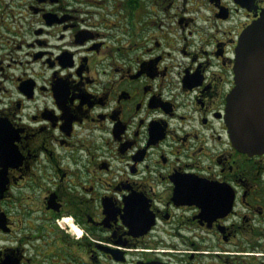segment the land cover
Wrapping results in <instances>:
<instances>
[{
  "label": "flooded vegetation",
  "instance_id": "af4514ba",
  "mask_svg": "<svg viewBox=\"0 0 264 264\" xmlns=\"http://www.w3.org/2000/svg\"><path fill=\"white\" fill-rule=\"evenodd\" d=\"M264 0H0V264H264V153L226 119Z\"/></svg>",
  "mask_w": 264,
  "mask_h": 264
},
{
  "label": "water",
  "instance_id": "95a60500",
  "mask_svg": "<svg viewBox=\"0 0 264 264\" xmlns=\"http://www.w3.org/2000/svg\"><path fill=\"white\" fill-rule=\"evenodd\" d=\"M234 73L226 111L232 138L242 151L264 153V9L241 36Z\"/></svg>",
  "mask_w": 264,
  "mask_h": 264
}]
</instances>
